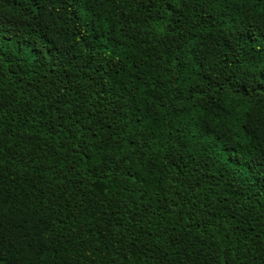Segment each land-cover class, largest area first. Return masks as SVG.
I'll use <instances>...</instances> for the list:
<instances>
[{"label":"trees","instance_id":"16d2710c","mask_svg":"<svg viewBox=\"0 0 264 264\" xmlns=\"http://www.w3.org/2000/svg\"><path fill=\"white\" fill-rule=\"evenodd\" d=\"M260 69L264 0H0V264H264Z\"/></svg>","mask_w":264,"mask_h":264},{"label":"snow or ice","instance_id":"6c2138e0","mask_svg":"<svg viewBox=\"0 0 264 264\" xmlns=\"http://www.w3.org/2000/svg\"><path fill=\"white\" fill-rule=\"evenodd\" d=\"M202 3H207L209 6L217 4L219 0H201ZM231 89L236 93L253 94L257 88L262 90L264 94V69L249 70L230 77ZM245 127L248 129L249 135L255 134V128L251 121L245 122Z\"/></svg>","mask_w":264,"mask_h":264}]
</instances>
